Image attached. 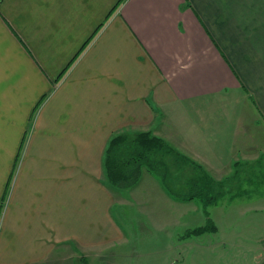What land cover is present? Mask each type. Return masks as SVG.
Here are the masks:
<instances>
[{
  "label": "crops",
  "instance_id": "crops-1",
  "mask_svg": "<svg viewBox=\"0 0 264 264\" xmlns=\"http://www.w3.org/2000/svg\"><path fill=\"white\" fill-rule=\"evenodd\" d=\"M124 130L191 159L166 157L185 191L207 174L215 195L262 161L264 0H0V264L66 246L89 262L125 236L112 207L146 179L144 197L202 201L147 169L110 185L105 147Z\"/></svg>",
  "mask_w": 264,
  "mask_h": 264
},
{
  "label": "rangeland",
  "instance_id": "rangeland-1",
  "mask_svg": "<svg viewBox=\"0 0 264 264\" xmlns=\"http://www.w3.org/2000/svg\"><path fill=\"white\" fill-rule=\"evenodd\" d=\"M243 168L240 180L230 176L211 198L212 205L208 199L214 192L188 204L144 197L146 179L133 194L128 189L127 195L116 197L112 207L123 238L98 248L87 263L82 262V253L76 258L79 252L61 247L51 255L50 264H264V210L252 208L264 203V159ZM180 179L184 177H175L174 182L169 178L166 184L176 196L190 195L193 188L181 190ZM116 191L119 196L120 189ZM208 216L219 231L195 232L213 223L207 222Z\"/></svg>",
  "mask_w": 264,
  "mask_h": 264
},
{
  "label": "trees",
  "instance_id": "trees-1",
  "mask_svg": "<svg viewBox=\"0 0 264 264\" xmlns=\"http://www.w3.org/2000/svg\"><path fill=\"white\" fill-rule=\"evenodd\" d=\"M169 156H174L176 162L191 161L152 130L115 132L107 141L103 155V167L107 182L115 188H130L139 181L143 171L147 169L163 182L169 193L175 195L173 189L166 184L170 169L166 157ZM195 166L201 168L200 164H195ZM189 184L193 188V192L190 195L178 196L179 198H205L211 190L212 178L207 174L206 176L201 174L191 178ZM211 198L214 199L215 196L211 195L208 199L210 203L213 202ZM211 225L199 227L195 232H203L211 228Z\"/></svg>",
  "mask_w": 264,
  "mask_h": 264
}]
</instances>
